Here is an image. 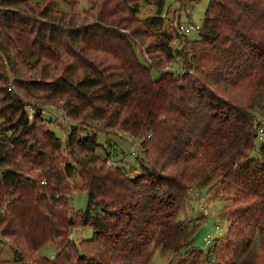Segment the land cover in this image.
<instances>
[{
  "label": "trees",
  "instance_id": "obj_1",
  "mask_svg": "<svg viewBox=\"0 0 264 264\" xmlns=\"http://www.w3.org/2000/svg\"><path fill=\"white\" fill-rule=\"evenodd\" d=\"M141 1L164 5L91 0L87 16L0 0V237L13 248L0 264H148L159 248L171 264H264V0H210L198 39L176 30L183 49L160 13L139 17ZM177 58L180 73L167 66ZM59 101L76 124L72 162L42 123ZM101 131L140 139L139 165L100 154ZM203 187L226 200V232L207 250L194 244L199 222L179 218ZM79 189L87 206L71 211ZM79 226L93 234L75 243ZM49 242L53 258L39 254Z\"/></svg>",
  "mask_w": 264,
  "mask_h": 264
},
{
  "label": "rangeland",
  "instance_id": "obj_2",
  "mask_svg": "<svg viewBox=\"0 0 264 264\" xmlns=\"http://www.w3.org/2000/svg\"><path fill=\"white\" fill-rule=\"evenodd\" d=\"M48 0H29L32 4H44ZM58 2L57 9L64 12H74L78 14L89 15L88 11L91 6V0H71L67 3L62 0H56ZM210 0H199L191 4H183L181 0H164V5L161 10H157V6L152 1H141L139 4V17L149 18L160 13V16L164 19V30L170 34L174 35L172 39V45L174 48L183 49L181 39L178 37L176 32L177 24H194L201 26L203 24V19L205 11L208 7ZM89 20V18H88ZM200 36L199 30H194L187 34L188 39L195 40ZM151 41V38L149 39ZM187 44V43H186ZM139 58L141 60L150 59L147 57L146 52L142 49H138ZM145 58V59H144ZM181 59H175L167 64L170 69L176 72H181L180 63ZM167 67V68H168ZM156 74V73H155ZM263 105V108L260 106ZM34 112V107L28 104ZM259 107L256 108V114L258 119H262L264 124V92L262 93V101L258 104ZM65 104L62 102H56L54 105H45L42 110L43 126L45 129L51 130L53 133L59 137L63 144V150L61 153L62 160L67 162H72V159L66 149V136L72 127H75V122H71L64 116ZM33 112L32 118H33ZM31 118V119H32ZM263 127L264 126H260ZM80 134L85 135V131H88L84 126H80ZM90 129V128H89ZM260 132V131H259ZM260 137L257 139L256 144L258 145L264 141V131L260 132ZM98 142L101 147L98 152L102 155L108 156L110 162H117L125 167H137L138 157L143 156L144 152L141 146V140L136 139L125 132H112L105 133L103 131L98 133ZM257 148L253 152V155H258ZM70 181L77 186L81 185L80 178L75 175ZM199 192V193H198ZM190 192L187 198L184 200L179 218L182 220H195L193 222H199V227L197 228L196 234L194 236V244L204 250L209 249L216 238L220 237L226 232L227 219L223 216L222 212L224 206L226 205V200L219 192V188L215 187H203L201 191ZM87 193L84 190H76L70 198V209L71 211L84 210L87 206ZM218 227V229H217ZM93 234V229L89 226L87 227H76L71 229L70 237L75 243H79L83 239L91 238ZM210 235L211 243H206V238ZM57 253V247L52 242L47 243L41 248L39 254L43 257L53 258ZM0 257L9 261H13V248L12 244L0 237ZM172 253L165 252L162 249H156L154 254L148 264H171ZM12 264H23L15 263ZM28 264V263H25Z\"/></svg>",
  "mask_w": 264,
  "mask_h": 264
},
{
  "label": "built area",
  "instance_id": "obj_3",
  "mask_svg": "<svg viewBox=\"0 0 264 264\" xmlns=\"http://www.w3.org/2000/svg\"><path fill=\"white\" fill-rule=\"evenodd\" d=\"M200 29V26L198 25H194V24H177L176 25V30L179 34L181 35H187L188 33L194 31V30H199ZM26 111L28 113V116L30 118H32V108L30 106H27L26 107ZM263 130L261 129L260 132H262ZM2 174H1V171H0V178H1ZM218 229V227H217ZM206 240V243L207 244H210L211 243V238H210V235H208V237L205 239Z\"/></svg>",
  "mask_w": 264,
  "mask_h": 264
}]
</instances>
